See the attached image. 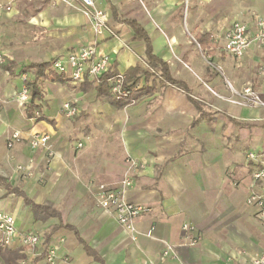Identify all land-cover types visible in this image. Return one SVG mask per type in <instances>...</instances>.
<instances>
[{
    "label": "crops",
    "instance_id": "1",
    "mask_svg": "<svg viewBox=\"0 0 264 264\" xmlns=\"http://www.w3.org/2000/svg\"><path fill=\"white\" fill-rule=\"evenodd\" d=\"M0 3L11 4L9 11L0 14V52L12 69L9 73L0 67V175L6 178L4 185L0 184V211L14 216L19 233L39 235V242L27 263L249 264L256 254L264 252V226L255 217V208L246 203L255 164L246 159L240 165L239 145L233 150L216 145L214 131L216 117L225 118L229 124L241 125L238 118H256L260 109L231 106L220 100L215 101L218 109H214L209 103L204 106V101L193 96L191 90L198 89L199 83L203 87L208 83L214 95L226 91L228 97L230 92L218 80L221 77L219 71L208 72L190 44L198 46L203 54L218 60L227 69L230 58L251 62L254 58L264 57V48L251 46L240 59H235L222 47L223 31L227 26L215 31L199 30L194 35L187 30L191 41L184 45L186 36L183 37V32L164 35L163 29L173 26L172 22L153 17L142 0L97 2V7L106 12L108 28L115 36L108 30L97 35L82 14L78 1L67 4L52 0H0ZM27 4L30 10L25 8ZM24 8L31 11L33 23L41 24L45 20L61 27L60 31L53 32L59 44L49 46L41 59L19 54L16 43L9 46L11 41H4L7 26ZM129 19L143 28L150 40L152 54L166 64L172 79L182 82L184 87L168 82L158 84L159 77L138 73L136 89L153 82L155 87L128 107L124 120L123 114L117 113L123 106L98 95L99 80L86 76L83 81L73 83L67 76L54 70L49 74L48 70L49 75L39 81L44 94L39 102L40 119L26 117L24 106L17 100V93L23 87V80L19 79L21 68L48 62L53 55L64 56L80 45L94 43L98 55H108L110 71L120 75L134 67L153 72L145 61L146 42L134 38V31L126 22ZM204 33L209 39L201 46L196 35ZM181 41L182 45L179 44ZM204 73L209 76L207 79H203ZM28 76L32 78L33 73ZM43 84L46 90H43ZM214 86L219 91H215ZM254 87L261 89L262 85ZM72 96L86 99L93 110H98L99 105L103 112L99 121L102 128H117L124 153L136 162L130 169L131 184L125 188L123 196L128 202L145 205L150 210L134 220L137 231L134 239L110 211L92 203L100 184H116L122 177L91 184L87 193L91 195L90 201L83 204L80 201L77 206H72L71 202L60 204L54 199L49 190L54 181L40 183L39 164L45 158V150L30 147L28 139L36 133L51 136V142L58 145L52 158V172H58L66 148V136L58 129L64 118L58 110L63 101H69ZM96 99L104 100V103ZM15 130L20 131L22 140L8 148L6 139ZM217 135V139L220 138L221 132ZM18 164L23 170L16 169ZM7 183L21 190L33 203L49 205L57 215L46 217L34 213L23 196L8 190ZM74 208L81 213L79 222L74 221ZM184 223L192 225L194 230L185 231ZM191 235L197 238L193 245L189 244ZM169 246V254L163 255ZM6 248L20 254L25 249L18 239ZM50 249L55 255L53 262L46 258Z\"/></svg>",
    "mask_w": 264,
    "mask_h": 264
},
{
    "label": "rangeland",
    "instance_id": "2",
    "mask_svg": "<svg viewBox=\"0 0 264 264\" xmlns=\"http://www.w3.org/2000/svg\"><path fill=\"white\" fill-rule=\"evenodd\" d=\"M142 1L152 12L153 17L172 22L173 26H168L163 29L164 35L167 36L170 35L169 33L177 34L178 32H183V37L185 38L186 36L183 41L184 45H186L185 42L191 41L187 30L193 35L199 30L215 31L219 27L221 30V26L225 28L233 20H246L249 17L251 18L253 13H264V0H191L192 3L190 2L191 5H189L187 11L181 2L182 0ZM52 5L54 4L52 3ZM25 8H29L30 10L29 4ZM25 8L20 10L12 19L11 24L7 26L4 41L7 42L10 40L9 46H14L13 44L16 43L19 54L24 53V55H30L32 57L38 56L41 59L49 46H57L59 44L57 43L58 37L53 36V32L60 31L61 27L56 26L52 22H46L45 20L41 24L33 23L30 17L31 11ZM179 44L182 45V41ZM2 45L5 46L4 43ZM190 46H192L193 51L197 52L200 63L208 72L215 69L219 71L221 77L218 80L225 90L230 92L229 84L234 88H240V86L247 83H251L252 85L254 83L256 85H262L264 83V75H260L259 72L261 64L264 61L263 56L260 59L252 58L253 60L251 62L230 58L227 69L218 60L203 54L195 44H190ZM170 52L173 54L171 48ZM59 57L61 56L53 55L52 59H50L51 64L53 59ZM214 65L216 68H214ZM31 69L30 66H27L26 72L32 75ZM26 72L19 74L21 81L24 79V75H27ZM52 75L58 76L57 73H53ZM202 77L203 79H207L209 76L204 73ZM199 82L201 81L199 80ZM199 84L198 89L194 87L191 90V94L201 101H204L202 102L204 106L207 107L209 103L214 109H218L216 100L226 101L231 106H237V104L227 100L228 93L226 91L221 92L214 86L212 88L215 91H219V94L214 95L210 91L208 83L204 84V87L202 83ZM255 84L253 86H256ZM43 90H46L44 84ZM48 94L46 92V95ZM96 100L104 103V100ZM69 101L77 108V113L74 116L66 117L61 111V105L58 110L59 114L64 118V122L58 126L60 132L66 136V148L64 149L63 156L64 164L61 162L62 165L59 167L58 172H52V158L56 154L55 146L58 145H54L51 142V136L47 134L49 136V148L47 151L45 150V158L39 164L41 171L39 179L42 184L48 183L49 180L54 181L49 190L58 203H67L68 205L71 202L72 206H77L80 201H82V204L90 201L91 195L87 193L89 192L88 186L91 184L102 183V181L111 180L113 177L121 178L127 174L129 169L127 160L129 157L123 151V140L118 133L119 130L117 128H102L99 121L103 112L102 109H99V105L98 110H93L94 108L92 105H88L86 99H76L72 96ZM134 104L123 106L122 109L117 110V113L123 114L124 120H126L125 117L129 109L128 107ZM43 107L47 108L46 106ZM208 107L211 108L210 106ZM238 121L241 125L229 124L225 118L218 119L216 117L214 120L216 145H221L227 150H233L234 147L239 145L241 154L240 165H242L243 161L246 162L247 154L258 147L260 149V156L258 155L256 158L264 162V110L260 109L259 115L256 118H238ZM123 125L125 126V122ZM217 132H221L220 138L218 139L217 137L219 135H217ZM21 140L22 138L17 142ZM25 143L27 145L26 141ZM13 146L7 147L12 148ZM39 148L44 149L43 147ZM29 163L32 162L29 160ZM258 163L260 164V162ZM21 166V164H18L16 169L21 171ZM248 173H251L250 170ZM129 174L130 171L128 172ZM93 202L97 205L95 199ZM73 214L76 219L73 220L79 222V219H81L80 211L74 208ZM247 226L249 227L250 225L247 224Z\"/></svg>",
    "mask_w": 264,
    "mask_h": 264
},
{
    "label": "built area",
    "instance_id": "3",
    "mask_svg": "<svg viewBox=\"0 0 264 264\" xmlns=\"http://www.w3.org/2000/svg\"><path fill=\"white\" fill-rule=\"evenodd\" d=\"M42 2L46 0H40ZM71 4L78 1L81 6L82 14L89 20L92 28L97 35L102 31L108 30L111 36H115L113 30L108 28L107 14L104 10L97 7L99 0H52ZM191 0H182L186 11L189 8ZM11 4L0 3V14L9 11ZM264 48V14L253 13L249 21L236 19L233 20L223 31V50L234 57L240 59L249 47ZM4 61V56L0 52V62ZM109 67V57L107 54L98 55L94 43L80 45L72 48L64 56L52 60L51 68L59 74H63L73 83L83 81L86 76L94 80L106 72ZM260 75H264V61L261 64ZM25 78V75H24ZM230 95L227 100L231 103L243 107L260 108L264 110V83L261 89L255 88L251 83H247L240 88H234L229 84ZM109 93L116 99L127 96L128 90L122 87V75L113 78L110 84ZM17 100L22 106H26L29 101L28 90L23 86L17 93ZM61 111L66 117H72L77 113V108L70 101H65L61 105ZM21 138L20 131L11 132L7 139V146L19 141ZM29 146L32 148L43 147L44 150L49 148V136L47 134H33L28 139ZM260 154V149H255L247 154V160L254 162L252 171V184L246 203L255 208V217L264 226V162L256 158ZM260 156V155H259ZM128 172L136 166L133 158L129 157ZM260 162V164H258ZM125 174L116 184H100L98 191L95 193V200L99 207L110 211L116 221L124 226L134 239L136 229L134 220L150 210L149 207L142 204H135L124 199L123 192L131 184L130 174ZM182 228L185 231L192 232L194 227L184 223ZM18 239L24 246L23 254L26 256L20 260L21 264H26L30 255L33 254L34 247L39 242V235L35 232L19 233L16 229L14 216L10 213L0 211V247H8ZM197 242L194 236L189 237V244ZM171 247H167L162 253L169 254ZM54 251H47L46 258L53 262ZM249 264H264V252L256 254Z\"/></svg>",
    "mask_w": 264,
    "mask_h": 264
},
{
    "label": "trees",
    "instance_id": "4",
    "mask_svg": "<svg viewBox=\"0 0 264 264\" xmlns=\"http://www.w3.org/2000/svg\"><path fill=\"white\" fill-rule=\"evenodd\" d=\"M126 22L130 25L132 30L134 31V38L138 40H144L146 42V55H145V61L146 63L152 68V71H145L141 67H134L129 69L126 73L122 74V87L128 90L127 96L121 97L120 99H116L114 96H112L109 93L110 84L112 83V79L119 75L115 71L109 69L106 70L98 79L99 83L96 86L97 93L99 96L108 97L109 101L117 106H125L127 104L133 103L139 96L145 93L152 92L155 87V83L145 84L141 89H136V84L139 80L136 75L139 74H147V76H153L154 78L159 77L158 84H163L165 82L171 83L173 85H176L178 87H184V84L182 82L176 81L172 79L170 76L168 69L166 67V64L156 56L152 54V49L150 45V40L146 34V32L143 30V28L134 20H126ZM196 39L199 42L201 46H204V40L209 39L208 34H197ZM51 60L48 62H41V63H34L31 64L30 67L33 68V77L30 78L27 75H25V78L23 79V86H25L28 90V96L29 101L24 107V113L26 117L28 118H34L35 120L40 119V104L39 102L43 99V91L40 88L39 81L43 77H47L50 73H52L51 68ZM0 67L2 69H6L9 71V73H12V69L10 65L8 66L6 59H4L3 62H0ZM27 69V66H23L21 68V73H25ZM49 70V74H47ZM158 73V74H156ZM6 182V178L0 175V184H3ZM9 191L14 192L15 194H18L20 196H23L24 201L26 204H29L34 211V213L38 214L41 213L46 217L49 216H56L57 212L52 209L49 205H39L33 203L30 199H28L24 193L19 190L16 187L11 186L10 184H6ZM77 233V232H76ZM0 256L2 257V264H21L20 260L24 258L23 254H20L16 250H10L6 247H0ZM31 264V263H26Z\"/></svg>",
    "mask_w": 264,
    "mask_h": 264
}]
</instances>
